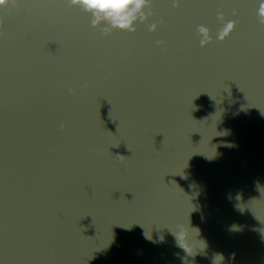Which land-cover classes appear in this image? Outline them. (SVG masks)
<instances>
[{"label": "water", "instance_id": "1", "mask_svg": "<svg viewBox=\"0 0 264 264\" xmlns=\"http://www.w3.org/2000/svg\"><path fill=\"white\" fill-rule=\"evenodd\" d=\"M259 4L0 6V264H264Z\"/></svg>", "mask_w": 264, "mask_h": 264}, {"label": "clouds", "instance_id": "2", "mask_svg": "<svg viewBox=\"0 0 264 264\" xmlns=\"http://www.w3.org/2000/svg\"><path fill=\"white\" fill-rule=\"evenodd\" d=\"M11 2L16 4L17 0H0V6H4ZM70 6H76L81 10L90 13L92 16L91 24L93 27L104 24L102 33L108 35L113 29L127 30L128 32H135L136 28L133 26L136 20V13L139 12L149 0H68ZM175 6H179L176 4ZM233 15L236 11L233 10ZM259 22L264 24V0H260L259 8L257 10ZM218 18L223 21L224 14L218 13ZM236 26L235 20H229L224 27L217 33V38L223 41L229 33L233 31ZM3 28V22L0 21V29ZM157 23H151L149 31H156ZM198 34H201L200 45L206 46L212 39L208 34V29L203 25H198ZM4 32L0 31V37ZM157 45L162 46L164 41L158 40ZM73 92L75 89L72 90ZM63 127V125H61ZM221 256V255H220Z\"/></svg>", "mask_w": 264, "mask_h": 264}]
</instances>
